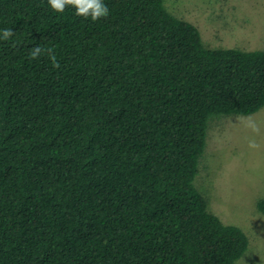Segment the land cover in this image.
Here are the masks:
<instances>
[{
    "label": "trees",
    "instance_id": "obj_1",
    "mask_svg": "<svg viewBox=\"0 0 264 264\" xmlns=\"http://www.w3.org/2000/svg\"><path fill=\"white\" fill-rule=\"evenodd\" d=\"M103 2L92 22L0 0V264H236L246 235L194 181L211 120L264 108V51L205 47L165 0Z\"/></svg>",
    "mask_w": 264,
    "mask_h": 264
},
{
    "label": "rangeland",
    "instance_id": "obj_2",
    "mask_svg": "<svg viewBox=\"0 0 264 264\" xmlns=\"http://www.w3.org/2000/svg\"><path fill=\"white\" fill-rule=\"evenodd\" d=\"M192 23L208 48L264 51V0H165ZM224 224L239 227L248 247L236 264H264V108L250 116L211 120L195 178Z\"/></svg>",
    "mask_w": 264,
    "mask_h": 264
},
{
    "label": "clouds",
    "instance_id": "obj_3",
    "mask_svg": "<svg viewBox=\"0 0 264 264\" xmlns=\"http://www.w3.org/2000/svg\"><path fill=\"white\" fill-rule=\"evenodd\" d=\"M47 4L56 13H63L66 8L71 7L75 10L77 17L86 20L90 18L92 22L99 21L109 15V8L103 0H47ZM14 34L12 29L4 28L0 30V41H8ZM41 55H47L54 68L60 67L53 49L35 46L28 51L30 60H36Z\"/></svg>",
    "mask_w": 264,
    "mask_h": 264
}]
</instances>
